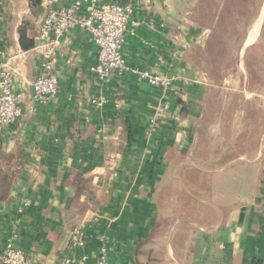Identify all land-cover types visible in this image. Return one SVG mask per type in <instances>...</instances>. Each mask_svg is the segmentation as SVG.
Masks as SVG:
<instances>
[{
	"label": "crops",
	"instance_id": "crops-1",
	"mask_svg": "<svg viewBox=\"0 0 264 264\" xmlns=\"http://www.w3.org/2000/svg\"><path fill=\"white\" fill-rule=\"evenodd\" d=\"M72 1L0 0V64L15 69L22 107L0 131V192L13 177L0 198V264L10 237L37 264L83 254L97 264L103 245L113 264H264V17L251 39L264 4L247 23H222L206 0H98L139 22L124 45L130 69L100 80L98 46L72 28L58 93L39 103L40 26ZM76 225L84 247L70 243Z\"/></svg>",
	"mask_w": 264,
	"mask_h": 264
},
{
	"label": "built area",
	"instance_id": "built-area-1",
	"mask_svg": "<svg viewBox=\"0 0 264 264\" xmlns=\"http://www.w3.org/2000/svg\"><path fill=\"white\" fill-rule=\"evenodd\" d=\"M130 23L133 25L132 30L128 29ZM138 25V21L131 20L129 7L114 1L74 0L60 9H51L40 26L39 36L45 41L46 47L42 51L40 72L32 83L35 101L48 103L58 93L55 64L58 57L65 54L60 41L68 30L76 27L87 30L99 49L98 61L90 67V71L100 80L108 82L114 73L121 75L130 69L124 55V45L128 34H134V28ZM131 70L152 85L170 84L169 80L154 76L149 71H140L137 68ZM15 80V69L8 61H3L0 64V131L22 116L21 95L14 91ZM92 102L96 106H101L106 99L95 97ZM116 107L121 108L122 103L118 101ZM24 203L29 205L31 200L25 198ZM70 243L73 247L85 246L86 239L81 225L72 228ZM87 259L88 256L85 254L78 258L68 256L65 262L85 264ZM1 261L3 264H37L18 247L15 237H10L5 242ZM97 264H113L109 259L106 245L100 250Z\"/></svg>",
	"mask_w": 264,
	"mask_h": 264
},
{
	"label": "rangeland",
	"instance_id": "rangeland-1",
	"mask_svg": "<svg viewBox=\"0 0 264 264\" xmlns=\"http://www.w3.org/2000/svg\"><path fill=\"white\" fill-rule=\"evenodd\" d=\"M263 4L264 0H206L205 8L207 13H211L212 10L216 11V9L219 7L222 8V23H227L232 18H240L242 23H247L244 22V20H248L256 16ZM263 17L264 8L261 11L257 25L254 27L251 33V39L257 35ZM241 27L244 29L246 25L244 24Z\"/></svg>",
	"mask_w": 264,
	"mask_h": 264
},
{
	"label": "trees",
	"instance_id": "trees-1",
	"mask_svg": "<svg viewBox=\"0 0 264 264\" xmlns=\"http://www.w3.org/2000/svg\"><path fill=\"white\" fill-rule=\"evenodd\" d=\"M41 1L42 0H30V2H32V4L34 6L39 5L41 3ZM21 31H22V36H23V32H24L23 29ZM127 129L129 130V132L131 131V125L130 124L127 125ZM2 156H4V155H2ZM12 178H13L12 176H9V177H6L5 179H2L1 182H2V186H3L4 190H2L0 192V198H5L6 195L8 194V189H9V187L11 185Z\"/></svg>",
	"mask_w": 264,
	"mask_h": 264
},
{
	"label": "bare ground",
	"instance_id": "bare-ground-1",
	"mask_svg": "<svg viewBox=\"0 0 264 264\" xmlns=\"http://www.w3.org/2000/svg\"><path fill=\"white\" fill-rule=\"evenodd\" d=\"M263 14V13H262Z\"/></svg>",
	"mask_w": 264,
	"mask_h": 264
}]
</instances>
